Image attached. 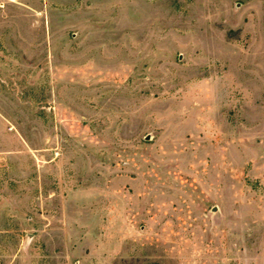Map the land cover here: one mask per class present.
Here are the masks:
<instances>
[{"label":"rangeland","instance_id":"obj_1","mask_svg":"<svg viewBox=\"0 0 264 264\" xmlns=\"http://www.w3.org/2000/svg\"><path fill=\"white\" fill-rule=\"evenodd\" d=\"M0 264H264V0H0Z\"/></svg>","mask_w":264,"mask_h":264}]
</instances>
